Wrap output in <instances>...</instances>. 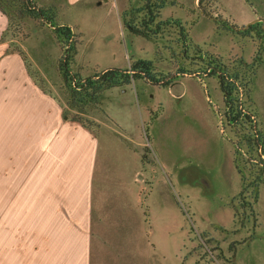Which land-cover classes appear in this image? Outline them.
Listing matches in <instances>:
<instances>
[{"label":"rangeland","instance_id":"1","mask_svg":"<svg viewBox=\"0 0 264 264\" xmlns=\"http://www.w3.org/2000/svg\"><path fill=\"white\" fill-rule=\"evenodd\" d=\"M228 1L182 0L184 4H188L185 8L187 13H184L186 22L179 21L187 29L189 53L180 48L175 28L167 30L162 38L151 40L152 42L125 31L122 42L128 49L129 58L118 60L120 66H125L126 60L133 56L138 60L152 61L156 77H168L177 72L196 71L199 64L193 60L187 61L186 56L196 57L197 49L205 55L220 59L231 74L239 75L242 80L252 81L251 93L248 95L244 91L243 101L254 115L258 130L264 137V33L260 30L264 29V22L260 20L252 25L257 27L256 32H247L250 27L244 29L256 19L264 20V0ZM114 2L118 6L121 4V0ZM178 4L177 1L175 5ZM184 4L180 3V6L173 9L169 6L175 5H169L163 15L166 16L170 11L181 13ZM201 5L212 15L202 13ZM116 8L96 5L76 17L73 14L69 16V20L82 33L80 37L82 36L84 48H81L74 67L81 80H85L87 76H98V71L102 70L99 68L113 63L111 58L103 57V42L99 39L106 37L108 40L120 35V26L115 19ZM112 9L113 17L108 16ZM200 13L211 21L201 19L196 25ZM178 14L175 16L173 12L169 15L177 18ZM33 22L43 23L40 19L22 18L20 13L14 16L11 33L16 35L18 43L12 45L11 50H22L26 56L28 53L30 58L27 57V62H24L29 63L33 74V64L43 65L45 72L51 71L59 51L57 43L48 29L34 33L31 38V33L35 32L32 31L35 28ZM53 33L57 35L55 31ZM76 41L75 36L74 49L79 44ZM138 41L143 44L139 49L133 47V43ZM64 47L66 46L62 44L60 65L67 54ZM83 62L89 70L81 68ZM53 73H56L55 69ZM45 76L46 80L40 78L46 85L47 81L51 84L57 81L55 76ZM211 79L206 82L205 87L196 80L186 78L164 88L144 85L147 80L143 78L134 84L137 96L133 92L118 93L107 102L102 94L106 89L104 88L96 104L87 105L86 111L77 110L79 113L72 115L97 128V123L88 117L101 113L103 101L107 105L105 111L108 109L115 116L113 109L119 108V99H134L135 113L132 111L129 114L132 121L121 125L134 139V146L139 149L138 162L144 169L143 173L148 171L153 177V194L174 197L179 202L182 214L187 217L184 220L175 211L174 202L171 203L172 234L167 253L172 264L180 263L189 253V264L193 261L198 264H264V149L251 151L248 141L252 136L249 135L248 124L235 129L226 122L225 104L222 102L218 80ZM72 86L73 83H70L64 88L61 82L58 86L60 89L55 88V92L67 101V96L71 97L69 89ZM141 89L146 91V95L142 96ZM146 99L154 109L155 117L151 121L142 118ZM158 102L163 107L160 112ZM127 109L130 111L129 108H124L123 111ZM119 128L118 131L123 130L120 125ZM142 138L146 143L150 142L148 147H137ZM23 141L20 138H10L5 148L0 146V264H37V260L38 264H57L60 252L57 249L58 243L54 242L57 235L46 232L42 225L40 229L37 226L39 187L35 170V139L32 138L28 145L22 144ZM233 150L241 177L234 168ZM115 155L117 154H109L108 161H114ZM128 156L127 162H132V155ZM197 156L203 163L215 167V172L220 171V179L219 185L213 190H207L205 195L193 196L194 203L190 205L185 200L188 196L185 195L184 187L180 189V178L183 176L179 178V175L183 173L181 167L184 164L193 160L198 162ZM136 160L135 157L134 163ZM128 173H131V169ZM43 188L40 187V195ZM151 190L148 187L145 192H140L145 200ZM234 195L237 197L233 199L232 205L230 198ZM250 202H253V206L247 205ZM233 206L237 212L236 217ZM191 209L197 217H194ZM200 224L212 234L197 228ZM180 225L186 226L185 229L181 230ZM110 260L119 263L115 257Z\"/></svg>","mask_w":264,"mask_h":264},{"label":"crops","instance_id":"2","mask_svg":"<svg viewBox=\"0 0 264 264\" xmlns=\"http://www.w3.org/2000/svg\"><path fill=\"white\" fill-rule=\"evenodd\" d=\"M130 1L121 0L119 6L114 0H36V3L38 7L47 11L49 20L54 25L67 26L75 31L76 43L79 44L76 45L69 69L72 74L79 77V73H76L74 67L84 44H82V36L80 37L82 33L76 28L77 25L69 20V16L73 14L76 17L82 11H86V9L90 11L96 5L116 6L115 19L120 26L119 36L108 40L106 37L99 39L103 42L101 52L103 57L111 58L113 63L103 65L99 68L102 70L98 72L115 68L129 70L135 62L144 61L133 56L132 60H126L125 66H120L119 63V60L129 58L128 49L122 42V34L124 35L126 31L124 14L130 9ZM228 2L231 3V0ZM178 3V5L169 7L173 9L180 6V3L184 4L182 0H178ZM245 5L248 7L247 3ZM187 6L188 4H184L185 12L181 10V13L178 14L175 11H170L164 16L163 13L168 8L167 6L161 12V20H183L185 23L186 15L184 13H187L185 9ZM248 8L250 9V7ZM201 11L205 14L203 10ZM173 12L175 16L178 14L179 17L171 18L170 15ZM202 13H200L196 25L201 19L210 20ZM108 16L113 17V9ZM179 22L183 24L182 21ZM9 24V16L0 8V146L3 145L5 148L10 138L24 139L22 143L24 145H28V142L31 144V139H35V170L39 187L37 226L40 229L42 225L46 232L57 235V240L54 239V242L58 243L57 249L60 250L57 264H117L110 260L111 257L117 258L120 264H172L167 250L170 247L172 234L173 207L180 216L184 217V220L187 217L182 214L179 202L174 197L153 194V177L148 171L143 173L144 169L138 162L139 149L134 146V139L121 125L132 121L129 114L132 111L135 113L134 99H119L117 106L121 110L113 109L116 112L115 116L109 113L108 109L105 111L107 105L104 101H110L115 94L133 92L134 96H137L134 84L143 78L133 80L126 87L103 90L102 94L105 100L101 103V113L88 117L97 123V128L83 126L73 120L72 114L79 112L70 107L71 97L67 96L68 100L64 101L55 92V88H59L61 82L62 87H68L60 65L61 37L53 33L54 29L50 25L33 22L35 28L32 31L35 32H32L30 37L32 38L34 33L44 32L48 29L59 50L52 63L51 69L53 70H48L46 73L43 65L33 64L35 78L21 55L11 52V44L18 43L17 40L12 39L10 34L7 41H2ZM141 38L151 41L144 37ZM141 43V41L133 43V47L139 49L143 45ZM27 57H29L28 53ZM82 64L81 68L86 70L84 62ZM128 66L130 67L127 68ZM54 69L55 74L53 73ZM178 73H173V75ZM45 74L52 75V78L55 76L57 81L53 84L47 81V86L41 80V78L46 80ZM88 78L89 76L85 77V79ZM186 78L196 80L204 87L206 82L208 83L211 79L205 81L186 73L176 78L169 86ZM147 81L143 84L161 87ZM141 91L142 96L146 95V91L143 89ZM150 103L146 99L142 116L144 120L150 119L149 121H151L155 117L154 109ZM158 105L161 106L158 108L160 112V109L163 108L162 103L158 102ZM124 108H129L130 111L128 109L123 111ZM219 119L221 120L220 113ZM119 125L123 130L118 131L120 130ZM97 129L99 131H96ZM149 143V141L146 143L142 138L137 143V147H148ZM114 153L117 154L114 157L115 160L108 161V155ZM128 155H132V162H127ZM135 157L137 160L134 163ZM197 160L198 162L193 160L191 163L184 164L181 167L183 173L179 175V178L181 175L183 176L182 179L180 178V189L182 186L184 187L185 195L188 196L185 200L189 201L190 205L194 203L193 196L196 194L205 195L207 190H213L215 186L219 185L218 180L220 179V171L215 172V167L203 163L198 156ZM233 161L234 168L240 176L234 150ZM130 169L131 173H128ZM41 186L44 188L40 195ZM148 187L152 188V192L145 200L140 192H145ZM235 197L237 196L234 195L230 198L232 205ZM173 202L172 207L171 203ZM233 208L234 217H236V209L234 206ZM191 212L194 217H197L194 210L191 209ZM185 227L181 226L180 229L183 230ZM197 228L212 234L206 230L207 228H204L203 224ZM185 241L184 239L183 242ZM189 254L178 264H189L191 262ZM192 260L194 259L192 258ZM192 264L198 263L193 261Z\"/></svg>","mask_w":264,"mask_h":264},{"label":"trees","instance_id":"3","mask_svg":"<svg viewBox=\"0 0 264 264\" xmlns=\"http://www.w3.org/2000/svg\"><path fill=\"white\" fill-rule=\"evenodd\" d=\"M135 1V2H134ZM178 0H131L130 9L124 14V27L129 33L153 40L162 38L165 32L170 29H176V35L178 38V44L184 52L190 50V44L186 27L176 20H161V12L169 5H175ZM207 16H211L210 11H207L202 5ZM0 8L7 16H9L10 24L2 37V41L5 42L11 34L12 39L16 37L11 33L12 23L14 16L20 13L22 18L40 19L44 24L50 25L54 31L61 37V44L65 45L67 54L61 65V72L66 79L67 85L73 83L70 87V107L72 109L84 112L87 105L96 104L99 99L101 90L104 88L113 87H126L130 85L133 80L145 78L150 82L157 84L161 87H168L179 76L186 73L195 76L198 79L206 80L209 78H216L219 83V87L223 94V102L225 104V118L226 122L236 128L249 125V145L251 151L255 149H264V137L258 130L257 121L255 120L252 112L246 108L243 92L250 95L252 81L242 80L239 75L231 74L228 67L218 58L205 55L200 49H197L196 57L189 58L186 56L187 61L193 60L196 64H199V68L196 71H186L184 73L179 72L176 75L168 77H156L153 73L152 62L150 61H137L131 65V69H109L107 71L100 72L98 76L81 80L76 75L72 74L69 69L70 61L74 56V39L75 34L73 29L67 26H57L49 20L47 11L38 7L36 0H0ZM17 12V13H16ZM256 26H251L247 32H256ZM264 33V29H260ZM16 39V38H15ZM15 43L11 44L14 45ZM17 52L24 61L27 60L26 55L22 50H14L11 52ZM27 62V61H26ZM27 64V63H26ZM30 69V65L27 64ZM33 77L36 76L32 73ZM247 95V96H248ZM242 97V98H241ZM73 120L79 122L83 126H89L84 122L85 120L79 119L74 116ZM264 151V150H262ZM239 170V166L237 165ZM240 172V171H239ZM242 181L244 179L242 178ZM247 205L253 206V202L247 203ZM245 207V205H243ZM237 216V212H236Z\"/></svg>","mask_w":264,"mask_h":264},{"label":"water","instance_id":"4","mask_svg":"<svg viewBox=\"0 0 264 264\" xmlns=\"http://www.w3.org/2000/svg\"><path fill=\"white\" fill-rule=\"evenodd\" d=\"M212 19H213V18H212ZM260 20H262V21L264 22L263 19H256L255 21H253L252 23H250L249 25H247L244 29H247V28L251 27L255 22H258V21H260Z\"/></svg>","mask_w":264,"mask_h":264}]
</instances>
